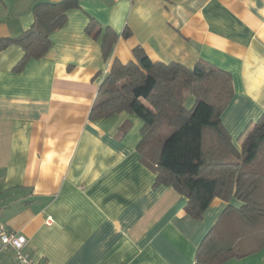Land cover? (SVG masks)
Instances as JSON below:
<instances>
[{"label":"crops","instance_id":"crops-1","mask_svg":"<svg viewBox=\"0 0 264 264\" xmlns=\"http://www.w3.org/2000/svg\"><path fill=\"white\" fill-rule=\"evenodd\" d=\"M35 1L60 0H0V38L31 27ZM77 1L43 57L14 71L22 47L0 51V222L40 264H196L224 208L241 203L214 198L193 218L187 198L140 161L143 121L89 112L113 61H135V47L152 61H205L231 74L220 121L240 150L264 113V0ZM91 17L119 35L106 58L101 34L86 31ZM0 264H18L12 250L0 246ZM224 264H264V247Z\"/></svg>","mask_w":264,"mask_h":264},{"label":"trees","instance_id":"trees-1","mask_svg":"<svg viewBox=\"0 0 264 264\" xmlns=\"http://www.w3.org/2000/svg\"><path fill=\"white\" fill-rule=\"evenodd\" d=\"M76 7L77 0L33 2L31 27L17 37L0 38V51L12 44L24 51L14 71L46 54L50 34L65 24L66 11ZM96 24L91 17L86 26L94 38L101 34ZM118 36L104 28V58ZM133 54L135 61H113L89 119L123 111L137 115L143 121L136 148L140 161L154 172L156 184L171 186L187 198L186 211L193 218H200L214 198L241 203L224 208L198 246L196 264H224L257 253L264 247V113L243 135L238 150L220 121L233 95L228 71L205 61L193 68L152 61L141 47ZM187 95L194 98L191 107L184 104Z\"/></svg>","mask_w":264,"mask_h":264},{"label":"built area","instance_id":"built-area-1","mask_svg":"<svg viewBox=\"0 0 264 264\" xmlns=\"http://www.w3.org/2000/svg\"><path fill=\"white\" fill-rule=\"evenodd\" d=\"M50 221L49 218L47 222ZM27 242V238L23 234L6 229L0 222V246L12 250L18 264H40L32 260L26 253Z\"/></svg>","mask_w":264,"mask_h":264},{"label":"rangeland","instance_id":"rangeland-1","mask_svg":"<svg viewBox=\"0 0 264 264\" xmlns=\"http://www.w3.org/2000/svg\"><path fill=\"white\" fill-rule=\"evenodd\" d=\"M189 99H192L193 102H194V98H193L192 96L189 95L188 100H187V101L185 100V102H184L186 107H191L192 104H193L192 100L190 101ZM252 124H253V123H249L248 126L243 130V135H244L245 133L247 134V133L249 132V130H250L251 127H252ZM222 125H223V123H222ZM223 126H224V125H223ZM224 128H225V127H224ZM247 128H248V129H247ZM225 129H226V128H225ZM226 131H227V129H226ZM227 133L229 134L228 131H227ZM231 141H232V140H231ZM232 143H233V142H232ZM233 145H234V144H233ZM235 148H236V147H235Z\"/></svg>","mask_w":264,"mask_h":264}]
</instances>
